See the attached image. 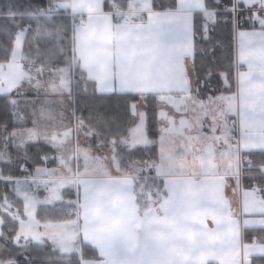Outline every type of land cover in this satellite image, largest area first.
<instances>
[{"label":"snow or ice","instance_id":"6c2138e0","mask_svg":"<svg viewBox=\"0 0 264 264\" xmlns=\"http://www.w3.org/2000/svg\"><path fill=\"white\" fill-rule=\"evenodd\" d=\"M0 264H264V0H5Z\"/></svg>","mask_w":264,"mask_h":264},{"label":"trees","instance_id":"16d2710c","mask_svg":"<svg viewBox=\"0 0 264 264\" xmlns=\"http://www.w3.org/2000/svg\"><path fill=\"white\" fill-rule=\"evenodd\" d=\"M5 3V0H0V6H3ZM230 28L231 25L230 24H222L220 26V28L217 30L216 33H214V35L220 39L224 46H225V51L221 54V52L219 50H217V56L221 58V60L223 61V67H226L228 64V57L230 56V45H231V40H230ZM205 47H207V45H205ZM198 64H199V54H198ZM212 83L215 86H219L218 85V81L217 79H214L212 81ZM113 102H115L116 104H118V109H117V113H119L121 115L122 119H126L127 117L125 116L124 113V107L122 103H118L115 99L113 100ZM93 103V101L89 100V98L87 96L81 95L80 97L77 98L76 103L74 104V107L79 108L83 114L84 112V116H86L85 114H87L88 112V104ZM108 101L105 102H101L98 103L96 106L99 110V112H101V110L105 109L108 107ZM81 112H78V114H81ZM115 114V113H114Z\"/></svg>","mask_w":264,"mask_h":264},{"label":"crops","instance_id":"0c3cea01","mask_svg":"<svg viewBox=\"0 0 264 264\" xmlns=\"http://www.w3.org/2000/svg\"><path fill=\"white\" fill-rule=\"evenodd\" d=\"M53 95H55V94H53ZM53 95H51V96L48 97V100L50 102H54L57 99V97H54ZM44 100H45V97L44 96H41L39 99H37L36 100L37 106L39 107L40 105H42L44 103ZM113 100L108 101V103L109 102H113ZM52 107L54 109H56L53 114L55 116L60 115V109L58 108V106L55 103H52ZM107 110H108V107H107ZM83 114H84V112H83ZM88 114H89V112H87V114H85V115L88 116ZM112 114H114V112L113 111L112 112L109 111L108 115L110 116ZM70 119H71V117L69 116L68 120H70ZM45 125H47V121L46 120L45 121H42V127L45 126ZM28 126L31 127V123L30 122H29V125ZM81 143H83V137H81ZM227 195H228L229 199L233 200L234 205H235V202L239 199V197L236 196V195H234L232 193L231 189H228ZM209 226L211 227V223L209 224ZM188 239H191V237H188ZM215 242H216V238H212L209 241L210 244L215 243ZM210 254H211L210 252L209 253H200L198 257H194V258L195 259H201L202 260V259H205Z\"/></svg>","mask_w":264,"mask_h":264},{"label":"rangeland","instance_id":"374dc122","mask_svg":"<svg viewBox=\"0 0 264 264\" xmlns=\"http://www.w3.org/2000/svg\"><path fill=\"white\" fill-rule=\"evenodd\" d=\"M53 96L56 97V95H53ZM107 104H108V110H107V108H105V109L101 110V113H104L105 115H108L109 111L110 112L113 111L114 113H117V109L119 107L118 104H116L115 102H109ZM69 116H70V113L66 111L65 112V119H66V121L68 120ZM56 117H57V119H59L60 118V115H57Z\"/></svg>","mask_w":264,"mask_h":264}]
</instances>
